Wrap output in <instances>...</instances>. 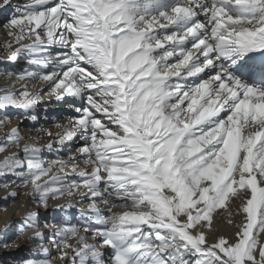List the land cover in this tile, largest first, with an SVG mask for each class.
Here are the masks:
<instances>
[{
	"label": "snow or ice",
	"instance_id": "6c2138e0",
	"mask_svg": "<svg viewBox=\"0 0 264 264\" xmlns=\"http://www.w3.org/2000/svg\"><path fill=\"white\" fill-rule=\"evenodd\" d=\"M3 28L0 210L26 203L0 249L39 255L12 264H264V0H26ZM41 103L68 114L25 135Z\"/></svg>",
	"mask_w": 264,
	"mask_h": 264
},
{
	"label": "bare ground",
	"instance_id": "6f19581e",
	"mask_svg": "<svg viewBox=\"0 0 264 264\" xmlns=\"http://www.w3.org/2000/svg\"><path fill=\"white\" fill-rule=\"evenodd\" d=\"M26 2V0H12V4L10 7H8L6 10H0V61L6 57L7 53L3 48V45L8 40L6 30L3 28L4 23L6 22V19L12 14L13 10L17 7V5H22ZM7 15V18L4 17ZM24 66V61L21 60L19 62V68L22 69ZM4 67L2 63H0V68ZM4 86V78L0 76V87ZM19 87V85H17ZM52 107L51 105H47L44 103H41L37 108V113L40 111V113H44L42 116L38 114V121L33 124V122L30 121H24L21 124V128L24 130L25 135H33L34 133H29L28 129L32 127L40 128V127H46L50 128L52 131H56L55 128H52L50 124L51 115H48V120H45V114L50 113ZM11 111V110H10ZM57 115L61 116V119L64 115H67V111H64L63 113L57 112ZM10 127V126H9ZM6 131V129H5ZM2 134V133H0ZM40 143L44 144L47 143V138H41ZM47 155V154H46ZM2 156V154H0ZM4 195V190L0 189V197ZM26 203L25 198L21 197L19 198L15 203H11L7 207V211L0 210V226L3 225V222L5 220H8L12 225V229L9 231V237L14 238V234L16 232L17 227H19V220L22 215L25 214L24 209L21 207V205H24ZM4 205V201L0 200V206ZM41 212V220L43 221L45 218L48 220H52L54 217L57 219L62 218L64 216V213H58L54 212L52 208L50 207L47 212L43 208L40 209ZM76 215V210H70L69 219H73ZM73 217V218H72ZM74 222V221H73ZM222 229L224 228V225H219ZM29 233H24L25 236H27ZM23 240V237H21V241ZM33 245L24 244L21 243V246L17 249H9V250H3L0 249V260L4 262V264H12L13 261H19L24 258H39L38 254H34L33 252Z\"/></svg>",
	"mask_w": 264,
	"mask_h": 264
},
{
	"label": "rangeland",
	"instance_id": "374dc122",
	"mask_svg": "<svg viewBox=\"0 0 264 264\" xmlns=\"http://www.w3.org/2000/svg\"><path fill=\"white\" fill-rule=\"evenodd\" d=\"M5 19L7 18V15L4 17ZM41 111V110H40ZM40 111H38V114L40 115V116H42L44 113H40ZM50 113H48L47 115H49ZM45 116V115H44ZM73 218V217H72Z\"/></svg>",
	"mask_w": 264,
	"mask_h": 264
}]
</instances>
